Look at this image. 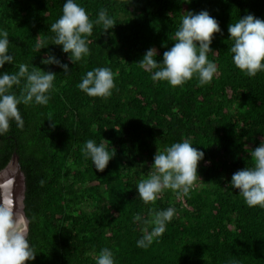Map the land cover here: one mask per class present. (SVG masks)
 I'll return each instance as SVG.
<instances>
[{
  "label": "trees",
  "instance_id": "16d2710c",
  "mask_svg": "<svg viewBox=\"0 0 264 264\" xmlns=\"http://www.w3.org/2000/svg\"><path fill=\"white\" fill-rule=\"evenodd\" d=\"M76 2L91 20L107 10L116 25L107 34L94 25L89 55L72 65L48 30L62 15L64 0H0V30L9 33L14 65L56 73L48 104L18 105L23 127L10 122L0 136V170L17 152L26 177L28 240L38 252L25 264H95L102 248L113 252L115 264H264V209L248 207L226 186L234 172L251 166L245 151L264 139V72L249 78L235 68L227 29L246 14L264 20V0ZM201 10L221 29L207 57L217 66L213 80L201 87L195 77L182 87L154 84L138 61L149 48L161 60L181 17ZM37 36L47 49L35 50ZM49 50L69 63L68 74L40 63ZM97 67L114 73L107 99L77 88ZM5 70L16 69L5 64ZM89 139L115 152L103 172L82 155ZM185 139L204 152L188 196L165 190L144 205L135 188L157 149ZM170 206L176 214L162 236L138 248L144 225L133 217L149 219V208Z\"/></svg>",
  "mask_w": 264,
  "mask_h": 264
},
{
  "label": "clouds",
  "instance_id": "9594fccd",
  "mask_svg": "<svg viewBox=\"0 0 264 264\" xmlns=\"http://www.w3.org/2000/svg\"><path fill=\"white\" fill-rule=\"evenodd\" d=\"M183 3L190 4L191 0H183ZM94 25L101 27L103 33L107 34L116 23L105 9L99 10L96 19L91 20L76 0H64L62 15L48 27L54 34L52 45L59 46L60 51L66 54L67 61L77 65L90 53L88 38L92 35ZM227 31L228 40L231 41L228 52L235 68L249 78L264 72V20L246 14L235 23L231 22ZM217 33H221L219 23L207 10L198 13L188 11L181 17L174 33L173 45L163 52L162 59H155L156 49L149 48L138 61V66L150 74L154 84L166 82L173 88L182 87L193 77L196 78L197 87L210 84L217 73V66L207 57L209 53L215 52L211 44ZM9 44V33L0 30V69H4L5 64L13 65L16 69L12 72L0 71V136L9 131L10 122L23 127L18 105L48 104L56 77L52 70L45 71L36 66L29 69L24 63L14 65ZM45 44L46 41L37 36L35 50L40 52L41 49H47ZM40 63L59 68L64 74L70 71L69 63L62 62L50 50ZM114 87V73L108 67L87 71L77 84V88L87 96L104 99L111 96ZM14 89H18L19 94ZM248 149L245 152L251 159V166L234 172L226 186L235 190L248 207L264 209V139L258 147ZM81 152L85 159L92 162L96 172H103L115 155V152L106 148L104 142L97 144L91 139L85 141ZM203 160L204 152L193 147L187 139L165 146L163 150L157 149L146 177L142 176L136 185L137 196L144 205L154 204L165 190L172 191L177 198L188 196L198 178V164ZM175 214L176 209L170 206L156 211L149 208V219L141 215L134 216V222L144 225L136 246L146 249L158 241ZM37 252L29 243L25 218L18 216L10 203L0 200V264H25V261H33ZM95 264H115L113 252L109 248L100 249Z\"/></svg>",
  "mask_w": 264,
  "mask_h": 264
},
{
  "label": "water",
  "instance_id": "95a60500",
  "mask_svg": "<svg viewBox=\"0 0 264 264\" xmlns=\"http://www.w3.org/2000/svg\"><path fill=\"white\" fill-rule=\"evenodd\" d=\"M25 193L26 177L20 165L19 155L17 152H13L10 162L0 170V200L10 203L16 210L17 215L25 218L28 233L30 221L25 211ZM21 227H24V225H21Z\"/></svg>",
  "mask_w": 264,
  "mask_h": 264
}]
</instances>
